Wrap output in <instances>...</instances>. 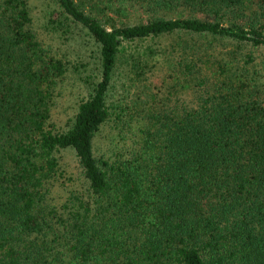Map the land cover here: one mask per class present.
Here are the masks:
<instances>
[{
  "label": "trees",
  "instance_id": "obj_1",
  "mask_svg": "<svg viewBox=\"0 0 264 264\" xmlns=\"http://www.w3.org/2000/svg\"><path fill=\"white\" fill-rule=\"evenodd\" d=\"M55 4L51 24L95 44L98 78L57 130L49 112L66 62L36 38L25 0H0V264H264V76L251 53L264 50V0ZM127 4L149 17L105 27L97 16ZM172 36L169 77L193 102L142 116L125 155L96 156L94 137L120 110L108 102L119 58ZM134 49L138 79L154 49ZM65 148L86 189L55 204Z\"/></svg>",
  "mask_w": 264,
  "mask_h": 264
},
{
  "label": "rangeland",
  "instance_id": "obj_2",
  "mask_svg": "<svg viewBox=\"0 0 264 264\" xmlns=\"http://www.w3.org/2000/svg\"><path fill=\"white\" fill-rule=\"evenodd\" d=\"M25 2L36 38L52 55L63 59L67 65L63 79L53 92L49 112V122L57 130H63L69 126L79 100L87 95L90 85L98 78L97 48L81 28H71L68 31V29L58 28L51 24L52 13L56 10L55 0H25ZM183 15L185 14L180 12L166 13L164 17L172 18ZM97 16L105 27L111 23L113 25L134 24L149 17L144 11L128 4L123 16L107 12L109 22H104L105 15ZM177 38L172 36L134 42L131 44L132 47L126 50V58L124 57V60L119 58L108 102L117 105L120 110H116L110 116L94 137L96 156L114 157L115 153L125 155V150L127 152V148H131L132 141L135 140L132 134L138 125L144 123L143 120L141 121L142 116L161 110L167 112L170 107L181 104L189 105L193 102L192 87L182 88L178 82L173 85V80L177 78L169 77L173 75L170 55L164 56V54L171 52L169 45L174 46ZM182 38L183 40L188 39L186 35ZM182 45L184 43L179 44L178 52ZM133 46L137 48L140 56H143L141 53L146 46L154 49V52L147 56V61L141 65L143 68L140 69L138 79L135 71L128 64V54L136 53ZM243 51L246 52V50ZM252 51L251 53L255 56L253 64L264 76V50L257 48ZM56 155L60 175L50 181L49 188L53 202L58 204L72 195L81 194L86 189V181L70 148L60 149Z\"/></svg>",
  "mask_w": 264,
  "mask_h": 264
}]
</instances>
